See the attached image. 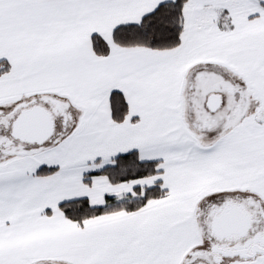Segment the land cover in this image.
<instances>
[{"label": "snow or ice", "instance_id": "snow-or-ice-1", "mask_svg": "<svg viewBox=\"0 0 264 264\" xmlns=\"http://www.w3.org/2000/svg\"><path fill=\"white\" fill-rule=\"evenodd\" d=\"M0 264H264V0H0Z\"/></svg>", "mask_w": 264, "mask_h": 264}]
</instances>
